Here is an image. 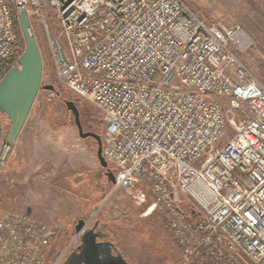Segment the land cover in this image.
<instances>
[{"label":"built area","instance_id":"1","mask_svg":"<svg viewBox=\"0 0 264 264\" xmlns=\"http://www.w3.org/2000/svg\"><path fill=\"white\" fill-rule=\"evenodd\" d=\"M21 7L58 83L100 114L111 196L156 210L184 264H264V81L238 57L251 36L188 0H0V64L19 66ZM4 145L0 128L2 168ZM79 234L50 258L51 227L4 212L0 264H61Z\"/></svg>","mask_w":264,"mask_h":264},{"label":"rangeland","instance_id":"2","mask_svg":"<svg viewBox=\"0 0 264 264\" xmlns=\"http://www.w3.org/2000/svg\"><path fill=\"white\" fill-rule=\"evenodd\" d=\"M188 4L207 24L240 26L251 36L252 48L245 54L239 53L238 57L255 77L264 81V0H188ZM45 10L54 26V12L48 4ZM30 21L43 56V85H54L61 97L56 92L41 89L28 117V129L34 130L36 135V155L43 154L46 180L42 193L26 195L21 192L25 206L16 210L27 215L30 210L43 217L41 222L51 227L54 237L50 244V258L74 240L75 226L83 220L89 222V226L97 223L130 264H184L179 247L166 231L164 220L156 210H151L150 205H134L124 191L111 196L112 183L97 160L96 141L80 138L74 116L64 103L72 101L71 96L79 109L84 131L91 130L103 137L100 114L58 83L39 21L36 17H30ZM0 128L5 141L11 126L6 115L1 113ZM231 136L229 134L219 146ZM10 149L11 146L6 158ZM3 170L6 171L3 175L7 176L6 166ZM1 179L0 205L3 204L1 197L11 195L13 190ZM65 232L67 240L59 247V239Z\"/></svg>","mask_w":264,"mask_h":264},{"label":"water","instance_id":"3","mask_svg":"<svg viewBox=\"0 0 264 264\" xmlns=\"http://www.w3.org/2000/svg\"><path fill=\"white\" fill-rule=\"evenodd\" d=\"M18 21L25 41V50L18 61L19 66L12 67L0 80V113L6 115L11 126L5 140L3 155L21 134L40 90L56 92L59 95L54 85H43L44 62L41 48L30 18L22 7L18 14ZM64 104L74 116L80 138H91L96 141L97 160L113 184L115 173L103 155L102 137L95 132L84 131L79 109L73 101H65ZM1 170L2 160L0 161V172ZM97 226L98 224L95 223L94 227L90 228L89 222L79 221L75 228V233H80L78 238L80 245L76 248L79 253L67 255L62 264H130L111 242H97V238L108 236L101 231L99 233L101 235L95 233ZM112 248L117 252L116 256L112 254Z\"/></svg>","mask_w":264,"mask_h":264},{"label":"crops","instance_id":"4","mask_svg":"<svg viewBox=\"0 0 264 264\" xmlns=\"http://www.w3.org/2000/svg\"><path fill=\"white\" fill-rule=\"evenodd\" d=\"M34 132V130L28 129V122H26L21 134L11 145L10 154L5 161L8 175H3L6 172L3 170L5 169L4 166L0 172V181L3 178L7 187L11 186L13 190L11 195H3L1 197L3 204L0 205V214L10 210L15 213L21 212V210H16V208H23L25 206L22 203L23 198L21 199L20 197L21 192L26 195L27 193L43 192L46 180L43 172V154L36 155L38 146L34 142L36 136ZM28 213L39 221L44 219L30 210ZM52 236L54 237V233H52Z\"/></svg>","mask_w":264,"mask_h":264},{"label":"trees","instance_id":"5","mask_svg":"<svg viewBox=\"0 0 264 264\" xmlns=\"http://www.w3.org/2000/svg\"><path fill=\"white\" fill-rule=\"evenodd\" d=\"M18 14L19 12L16 9H13V31L19 40V45H20L19 54L21 55L25 50V42H24L22 31H21V27L18 21ZM16 57L18 56L15 55L8 62H4L0 64V79H2L3 76L14 66ZM58 96L61 97V93ZM69 99L74 101V99L71 96H69ZM74 103L76 104V102Z\"/></svg>","mask_w":264,"mask_h":264},{"label":"flooded vegetation","instance_id":"6","mask_svg":"<svg viewBox=\"0 0 264 264\" xmlns=\"http://www.w3.org/2000/svg\"><path fill=\"white\" fill-rule=\"evenodd\" d=\"M89 131H91V130H89ZM92 132V131H91ZM79 221H81V220H79ZM79 221L77 222V224H76V226L78 225V223H79ZM94 224L95 223H93L91 226H89L90 228H93L94 227ZM75 226V227H76ZM100 231L102 232V233H105L103 230H101L100 228H99V225L97 226V228L95 229V233H97V234H99L100 233ZM99 235H101V234H99ZM67 240V232H65L64 234H62V236H61V238L59 239V242H58V246L59 247H62L64 244H65V241ZM105 241H109L108 240V237H106V238H97V242L98 243H101V242H105ZM110 242V241H109ZM112 243V242H111ZM80 245V243L79 242H77L76 244L74 243V245L72 246V248H70L69 250H68V252H67V254H66V256L67 255H69V254H72V253H74V254H77V253H79V251H76V248L78 247ZM60 249V248H59ZM120 252V251H119ZM121 253V252H120ZM112 254L113 255H117V252L115 251V249L114 248H112ZM65 256V257H66ZM64 260H65V258H64ZM63 260V261H64ZM63 261L61 262V264L63 263Z\"/></svg>","mask_w":264,"mask_h":264}]
</instances>
